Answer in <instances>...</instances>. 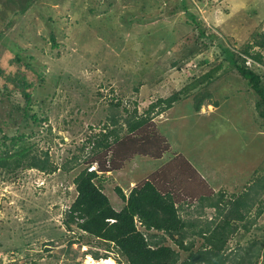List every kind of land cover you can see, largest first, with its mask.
Listing matches in <instances>:
<instances>
[{"label":"rangeland","instance_id":"rangeland-1","mask_svg":"<svg viewBox=\"0 0 264 264\" xmlns=\"http://www.w3.org/2000/svg\"><path fill=\"white\" fill-rule=\"evenodd\" d=\"M181 2L0 0V264H126L63 225L73 180L90 167L114 208L122 205L115 187L127 196L150 180L172 192L194 225L184 233L193 251L205 241L192 231L214 228L237 201L241 217L231 221L221 264H264V120L225 54L244 58L264 84V50L252 46L264 30V0H184L186 12ZM23 78L35 89L27 118L16 109ZM104 130L115 133L108 147L94 146ZM20 148L27 156L17 163ZM30 158L55 171L28 168Z\"/></svg>","mask_w":264,"mask_h":264},{"label":"trees","instance_id":"trees-1","mask_svg":"<svg viewBox=\"0 0 264 264\" xmlns=\"http://www.w3.org/2000/svg\"><path fill=\"white\" fill-rule=\"evenodd\" d=\"M180 7L181 12H186L184 0H182ZM199 31L203 36L201 28ZM252 46L264 50V30ZM225 54L226 59L239 77L248 82L256 95L255 107L259 117L264 120V84L261 82L260 76L245 65L244 58H239V63L231 51H226ZM243 54L256 63H260L262 60L260 52L251 54L245 50ZM16 60L20 62L19 57ZM20 84L26 87L25 91L22 92L24 106L19 104L16 109L23 117L27 118L29 105L34 101V84L26 82L24 78L20 80ZM43 92L44 90H42ZM175 101L176 98L173 96L168 99V104L171 105ZM153 107L150 106L149 111ZM195 108L199 109V105ZM30 117L33 120L37 119L35 114ZM143 123L144 119L129 122L128 132L133 133ZM113 134H115L113 131H105L104 134H101L102 140H96L94 146L108 147L107 139L114 136ZM6 137L2 136L0 139ZM22 138H24V134L11 140L12 147L14 148L16 140ZM25 154V148H20L16 150L13 156L18 157L17 163H19L22 157L26 158L27 155ZM27 162L26 165L31 169L42 172L48 171L49 173L55 171V168L49 165L46 159L30 158ZM183 163L187 162L183 160ZM0 166H6L1 159ZM89 169H83L73 180L76 197L66 210L63 219V225L68 231L72 230L71 227H76L81 233L105 244L108 251H116L126 264H221L222 249L228 236L233 234L230 229L231 221L241 217L240 214H236L239 212L237 201L233 202L235 211L229 213L214 228L206 225L197 231H192V235H198L205 241L199 249L193 251V244L188 246L184 244V233H186V229L193 228L194 225L182 220L179 215V207L176 206L178 200L175 199L176 196L172 192L163 190L150 180L132 188L127 196L120 188L115 187L114 190L122 205L120 208H114L108 196L103 192L102 180L97 174L96 168L90 171ZM147 233H161L163 236H167L174 241L179 251L166 245L163 237L162 240L157 241L156 236H147ZM175 236H178V239ZM69 243L71 245L73 242L69 241ZM253 246L254 244L251 245V247ZM180 251L188 253L187 257L181 261H179ZM93 257L95 260L99 259L98 254H93Z\"/></svg>","mask_w":264,"mask_h":264},{"label":"bare ground","instance_id":"bare-ground-1","mask_svg":"<svg viewBox=\"0 0 264 264\" xmlns=\"http://www.w3.org/2000/svg\"><path fill=\"white\" fill-rule=\"evenodd\" d=\"M151 69V68H150ZM153 69V68H152ZM89 262H92L93 264H114V261L111 258L108 259H103L101 262L100 261H94L90 257L87 258Z\"/></svg>","mask_w":264,"mask_h":264},{"label":"built area","instance_id":"built-area-1","mask_svg":"<svg viewBox=\"0 0 264 264\" xmlns=\"http://www.w3.org/2000/svg\"><path fill=\"white\" fill-rule=\"evenodd\" d=\"M92 169H94V168L93 167H90L89 171L92 170Z\"/></svg>","mask_w":264,"mask_h":264}]
</instances>
